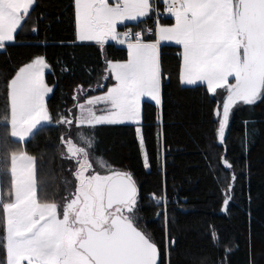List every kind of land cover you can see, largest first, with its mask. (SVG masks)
I'll return each instance as SVG.
<instances>
[{
    "label": "snow or ice",
    "instance_id": "6c2138e0",
    "mask_svg": "<svg viewBox=\"0 0 264 264\" xmlns=\"http://www.w3.org/2000/svg\"><path fill=\"white\" fill-rule=\"evenodd\" d=\"M35 2L0 0V49L16 39ZM151 11V0H74L76 39L95 42L101 48L117 41L126 45L127 55L123 60L106 61L108 75L102 79L113 82L102 94L74 105L78 113L73 118L60 114L55 121L69 127L75 122L84 145L61 137L77 167L74 191L60 202L46 195L41 198L37 157L26 149L9 150L10 144L30 139L38 128L53 122L46 103L53 92L45 79L50 65L45 56L37 55L7 81L8 102L0 112V125L5 129L0 136V248L5 259L0 264H160V247L151 233L138 226L141 198L137 181L131 172L97 157L96 163L105 170L102 174L93 167L89 150L96 147L97 126L139 125L145 98L162 105L164 42L182 47V83L204 84L212 94L226 93L222 112L219 106L215 112L221 143L234 106L264 101V0H166V11L174 23H157L155 29H147L148 35L118 31L125 21H136ZM102 87L97 84L98 89ZM157 120L162 122V115ZM136 133L143 148L142 128L136 127ZM222 163L233 169L227 158L222 157ZM143 164L150 167L146 151ZM231 179H237L234 171ZM233 188L230 183L225 190V210ZM153 197L157 205L166 206V196ZM160 215L167 219L166 207ZM213 238L217 239L215 234Z\"/></svg>",
    "mask_w": 264,
    "mask_h": 264
},
{
    "label": "trees",
    "instance_id": "16d2710c",
    "mask_svg": "<svg viewBox=\"0 0 264 264\" xmlns=\"http://www.w3.org/2000/svg\"><path fill=\"white\" fill-rule=\"evenodd\" d=\"M172 22V17L161 21ZM74 23V0H36L14 42L0 50V112L8 102L5 85L20 66L37 55L45 56L50 65L45 79L53 92L46 103L53 122L38 128L30 139L10 144L9 150L26 149L37 157L41 198L46 195L57 202L73 192L77 166L64 152L61 137L84 145L74 123L69 127L55 121L60 114L73 118L74 105L102 92L111 83L102 79L108 75L106 61L123 60L127 55L125 45L106 43L101 48L78 42ZM138 23L145 30L150 17ZM138 23L126 26L135 29ZM180 52V46L162 44V105L142 103L140 127L150 167H144L132 124L96 127L97 144L89 150L93 167L105 171L96 163L102 157L109 166L132 173L140 189L138 225L160 247V264H253L255 251L264 264V101L234 109L221 143L216 100L205 85H181ZM97 84L103 87L98 89ZM161 115L162 122H158ZM4 131L0 125V136ZM84 132H89L87 126ZM222 157L233 169L223 165ZM230 183L234 188L225 210V190ZM153 194L166 196V206L157 205ZM165 207L167 219L157 216ZM4 259L5 251L0 248V261Z\"/></svg>",
    "mask_w": 264,
    "mask_h": 264
},
{
    "label": "rangeland",
    "instance_id": "374dc122",
    "mask_svg": "<svg viewBox=\"0 0 264 264\" xmlns=\"http://www.w3.org/2000/svg\"><path fill=\"white\" fill-rule=\"evenodd\" d=\"M165 4H166V0H162ZM153 16V14H151L150 15V17H152ZM172 17V16H171ZM172 20H173V22L172 23H174L175 21H174V17H172ZM75 24V23H74ZM159 24H163V23H159ZM120 27V25L118 26V28ZM119 31V30H118ZM76 35V34H75ZM84 43V42H83ZM86 43V42H85ZM163 44H169V45H171V44H174V45H176L174 42H164ZM178 46V45H177ZM181 47V46H180ZM1 50V49H0ZM181 51H182V47H181ZM49 69H46L45 70V74H46V71H48ZM110 81H111V83L113 82L111 79H110ZM111 83L110 84H108L107 85V87L108 86H110L111 85ZM198 84H200V83H198ZM181 85L182 86H196V85H186V84H184V83H182L181 82ZM202 85H204V84H202ZM206 86V85H205ZM106 87V88H107ZM106 88L103 90V91H105L106 90ZM100 94H102V92H100V93H98V94H93V95H100ZM210 95H211V97L212 98H214L215 100H216V106H215V112H216V109H217V107L219 106V108H220V110H221V112H222V102H223V99L224 98H226V93L225 92H223L222 90H218V94H212V93H210ZM51 96V93H49V95H48V97L46 98V100L49 98ZM88 98V97H87ZM87 98H85V99H87ZM85 99H83V100H81L80 102H78V103H81V102H84V100ZM144 100H146V101H151L150 100V98H145ZM152 103H154L155 104V102L154 101H151ZM77 103V104H78ZM242 106H244L243 104H237L236 106H234V108H233V110L234 109H236V108H239V107H242ZM232 110V112H231V114H230V120H231V117H232V113L234 112ZM78 113V108H75L74 109V112H73V117L76 115ZM217 117V116H216ZM217 120H218V123H219V118L217 117ZM230 120H229V122H230ZM74 124H75V122H74ZM123 124H126V125H128V124H132L134 127H135V129H136V127H140V124L139 125H137V124H134V123H131V122H126V123H123ZM230 124V123H229ZM75 127L77 128V129H79L78 128V126L75 124ZM226 131H227V129H226ZM78 132H79V130L76 132V135L78 136ZM79 137V136H78ZM136 138L138 139V141H139V137H138V135H137V133H136ZM140 148H141V146H140ZM141 150H142V156H143V154H144V152H145V150H144V147L143 148H141ZM64 152L68 155V153H67V146L65 145V148H64ZM69 156V155H68ZM76 165H77V163H76ZM77 167V166H76ZM75 172V171H74ZM74 172H73V175H74ZM102 174H104V171H102L101 172ZM71 188V187H70ZM69 188V191L72 189H70ZM66 191H68L67 190V188H66V190H65V192ZM72 191H74V189H72ZM64 193V192H63ZM69 192H67V193H65V194H68ZM139 226V225H138ZM166 243V245H165V251H166V253H167V247H168V243L167 242H165ZM255 255L253 256V264H263V262L261 261L262 260V257L259 255V252L258 251H255V253H254Z\"/></svg>",
    "mask_w": 264,
    "mask_h": 264
},
{
    "label": "built area",
    "instance_id": "2783aa9c",
    "mask_svg": "<svg viewBox=\"0 0 264 264\" xmlns=\"http://www.w3.org/2000/svg\"><path fill=\"white\" fill-rule=\"evenodd\" d=\"M158 2H159L158 0L154 1L153 8L155 9V13L152 16V18L150 19V24H148L145 31L141 27H136L135 29H133L131 27H126L124 29V32L128 31V30H131L133 32L140 31V32H144L145 35H148L147 29H153L157 25V23L160 21V19L170 17V14H168L166 11V4H163V6L160 9H157ZM157 11L159 12V16L157 15Z\"/></svg>",
    "mask_w": 264,
    "mask_h": 264
},
{
    "label": "crops",
    "instance_id": "0c3cea01",
    "mask_svg": "<svg viewBox=\"0 0 264 264\" xmlns=\"http://www.w3.org/2000/svg\"><path fill=\"white\" fill-rule=\"evenodd\" d=\"M155 0H151V2H153ZM151 14V12H149V14L146 16V17H142V18H138L136 21H125L123 24L120 25V27L118 28L119 32L123 33L122 29H123V26L126 25V24H135V22H140L141 20H145L149 15ZM76 36V35H75ZM77 40V39H76ZM78 41V40H77ZM14 42V41H13ZM78 42H81V41H78ZM95 43V42H92V41H84V43ZM8 43H12V42H8ZM7 43V44H8ZM83 43V42H82ZM108 43H115V44H118L120 45L117 41H109ZM6 44V45H7ZM124 46V45H123ZM126 46V45H125Z\"/></svg>",
    "mask_w": 264,
    "mask_h": 264
},
{
    "label": "water",
    "instance_id": "95a60500",
    "mask_svg": "<svg viewBox=\"0 0 264 264\" xmlns=\"http://www.w3.org/2000/svg\"><path fill=\"white\" fill-rule=\"evenodd\" d=\"M161 258V257H160Z\"/></svg>",
    "mask_w": 264,
    "mask_h": 264
}]
</instances>
